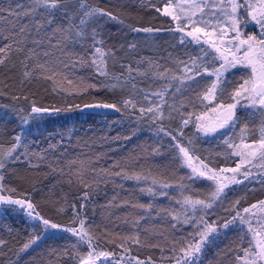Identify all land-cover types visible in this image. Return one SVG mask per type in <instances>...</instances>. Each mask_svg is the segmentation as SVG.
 Listing matches in <instances>:
<instances>
[{"label":"snow or ice","instance_id":"1","mask_svg":"<svg viewBox=\"0 0 264 264\" xmlns=\"http://www.w3.org/2000/svg\"><path fill=\"white\" fill-rule=\"evenodd\" d=\"M161 3L162 8L151 4L149 6L160 15L169 17L175 24V27L169 28L168 31L176 34L177 44L185 48L193 45L197 49L196 55H189L186 60L176 58L173 61L178 69L175 72L158 62L146 61L144 58L136 61V67L131 63L125 64L122 58L118 59L117 51L124 50L125 46L121 45L119 49L105 48L104 40L99 38V25L103 17L121 24L124 21L107 9L90 6L86 0H29L27 6L18 3L15 8L0 7V21L6 19L3 15L5 12L8 17H15L18 21H29L22 23L19 31L13 33V36L19 37L15 50L24 57L21 60L25 69L22 85L31 83L33 79L44 80L53 85V91L57 94L63 92L68 96H84L92 90L100 89L125 92L130 86L132 92L127 98L122 97L118 102L99 100L86 103L83 107L111 109L134 115L137 122L147 121L154 128L156 136L162 134L168 138L173 162L179 168L189 170L173 184L151 177L150 173L145 175L131 171L121 167L119 163H115L111 168L98 170L91 159H81L79 162L77 159L69 160L67 171L64 168L59 169L61 175L66 176L69 184L75 182L85 191L78 205L76 202L71 204L72 216L66 225L42 215L30 196L21 194L22 198H14L12 194L17 193V189L3 182L5 177L0 171V206H18L31 220L38 222L32 226L34 231L28 241L19 248V253L28 250L44 233L53 229L71 233L76 237L77 243L72 245L74 250L78 249L79 245L87 244L86 255L74 252L70 257L78 261V264H156L151 257L145 260L131 255V249L125 247L129 243L143 246L140 240L141 221L155 219L153 212L157 206L151 201L147 204L132 205L143 209V213L131 222L133 234L124 237L123 241L116 245L123 250L122 254L118 256L115 251L98 249L97 244L93 243L94 234L84 215L87 203L96 191L93 185L98 186L101 182L120 177L122 180L135 181L137 185L143 182L144 186L140 187V192L153 199L159 196L172 200L169 190L180 193L181 198L175 200L179 210L161 209L156 212V217L170 218L173 233L184 226L191 231H187L186 235L179 239L170 241V246L162 247L153 243L147 245L160 249L165 264H202L208 247L219 238L221 230L233 226L239 229L241 243L238 248L243 252L242 256L236 255V264H264V199L242 209L240 200H236L231 209L225 210L231 218L224 219L222 223L209 218L216 205L224 201L227 190L232 186L253 180L264 184V0H161ZM250 23L258 27V33L245 32V27ZM12 27L15 28L16 25L13 24ZM128 27L134 33L150 34L159 31L152 27ZM29 38L32 47L28 46ZM88 39L91 40V52L88 57L72 51L75 45L83 46L82 42ZM45 44L47 48L44 47ZM12 48V44L0 47V65L6 63L7 54ZM136 48V43L127 44L128 52H134ZM50 49H58L60 56L53 58L54 54ZM169 57L171 58V54ZM109 61L113 66L119 64L121 71H110ZM145 63L147 69L142 70L139 65ZM78 67L92 69L96 79L91 82L85 78L74 81L67 73L75 72ZM237 69L242 70L244 74L240 76L232 91L227 93L228 99L225 101L223 97L229 83L227 74ZM137 77L162 81L163 86L151 92L139 89ZM205 77L209 78L210 83H205L202 90L195 93V88L200 83L198 78ZM100 78H103L102 83L99 82ZM170 89L173 90V98L177 94L184 95L192 91L196 102L191 103V106L201 110L188 112L187 104L183 100L179 106L175 103L169 104L166 97ZM0 95H4L3 90H0ZM151 97H157L159 102ZM11 99L27 101L28 96L21 89L19 95H12ZM75 107L79 108L80 105ZM165 107L169 109L167 116ZM29 108L30 111L19 108L16 112L21 125H28L30 121L44 115H55L66 110L41 106L35 101V96L29 103ZM239 109L246 110L249 118H259V127L255 128L250 123L241 126ZM173 112L179 114V122L174 128L166 127L165 120L176 119ZM189 127L194 129L191 135L185 132ZM237 128L239 133L236 132ZM218 136L222 137L221 143L225 146L222 155L226 166L196 154L197 143L202 138ZM13 140L10 147L0 145V170L5 169L8 162L19 161L21 157L30 160L35 156L43 162L47 151L57 147L55 144H49V148L41 152H30L23 135L17 134ZM21 148L23 152H19ZM153 153L161 154L159 148L153 149ZM230 164L234 166H227ZM30 167L38 168L39 164H30ZM117 168L119 170H116ZM254 169L258 172H254ZM197 181L209 182L210 191L207 196L194 197L185 194L191 192L192 185ZM58 212L64 213L65 208L60 207ZM245 242L247 247L243 246ZM5 245L6 241L0 239V248ZM0 255H3V252H0Z\"/></svg>","mask_w":264,"mask_h":264},{"label":"trees","instance_id":"2","mask_svg":"<svg viewBox=\"0 0 264 264\" xmlns=\"http://www.w3.org/2000/svg\"><path fill=\"white\" fill-rule=\"evenodd\" d=\"M86 2L90 6L107 9L124 21L121 24L107 17L101 18L99 38L104 40L105 48L119 49L121 45H124V50L117 51L116 55L118 59L122 58L125 64L131 63L133 67H136V61L144 58L146 61L158 62L175 72L178 71L173 62L176 58L186 60L189 55L197 54V49L193 45L186 48L179 46L176 34L168 31L173 26L171 21L149 6L151 4L160 7L163 5L161 0H118L117 2L86 0ZM18 3L27 6L29 0H0V7L15 8ZM3 15L6 19L0 21V47L12 44L13 48L7 54L6 63L0 65V90L4 92V95H0V145L5 148L10 147L17 134L25 137L30 152H41L48 149L49 144L57 145L55 149L47 151L43 162H40L35 156H32L30 160L21 157L19 161L8 162L5 169L0 170L5 177L3 182L7 186L17 189V193L12 194L14 198H22V195L30 196L33 202L38 205V211L42 215L61 225H66L72 216L71 204L76 202L78 205L81 202L82 193L85 191L75 182L69 184L66 176L61 175L59 169L64 168L67 171L69 160L77 159L79 162L81 159H91L98 170L111 168L115 163H119L121 167H126L131 171L141 172L145 175L150 173L151 177L164 179L173 184L189 172L188 169L179 168L173 162L168 138L162 134L156 136L154 128L147 121L137 122L134 115L130 116L123 112L108 115L79 111L81 105L86 103H94L99 100L118 102L122 97L127 98L132 92L130 86L125 92L100 89L92 90L84 96H68L63 92L57 94L53 91V85L44 80L33 79L31 83L22 85L25 69L21 60L24 57L23 54L15 50L16 40L19 37L13 36V33L19 31L22 23L29 21L21 22L15 17H8L7 12ZM13 24L16 25L15 28L12 27ZM128 25L152 27L159 31L150 34L134 33ZM158 34L166 36L169 40L162 39V44L157 43ZM3 37H8V39ZM30 40L31 38H29L28 46L32 47ZM128 43L137 44L134 52L127 51ZM82 44L83 46L75 45L72 51L77 55L88 57L91 52L89 48L91 40H85ZM44 47L47 48V44ZM50 51L54 54L53 58L60 56L58 49H50ZM169 54H171V58ZM139 66L142 70L147 69L146 63ZM109 70L117 73L121 71L119 64L113 66L111 61H109ZM67 74L74 81L85 78L91 82L96 79L95 73L88 67H78L75 72ZM243 74V71L239 69L227 74L229 83L226 85V93L223 97L225 101L228 99L227 93L232 91ZM198 79L200 83L195 88V93H199L205 83H210L207 77ZM99 82L102 83L103 78H100ZM136 83L139 89L149 92L157 91L163 86L162 81H152L150 77H137ZM21 89L28 96V100L13 101L11 96L19 95ZM172 91L170 89L169 95L166 97L169 104L175 103L179 106L183 100L187 104L188 112L201 110L193 109L191 106V103L196 102L195 94L192 91L186 92L184 95L177 94L175 98L171 95ZM33 96L41 106H54L66 110L55 115H44L30 121L28 125H21L16 112L19 108L30 111L29 103ZM151 99L154 100V97ZM77 104L80 105L79 108L75 107ZM164 112L167 116L169 109L165 107ZM238 115L241 126L244 123H250L255 128L259 127V118H249L246 110L239 109ZM173 116L176 117L175 120L164 121L166 127L177 126L179 114L173 112ZM193 131L194 129L191 127L185 129L187 135H191ZM236 132L239 133V128L236 129ZM126 137L128 139H125ZM221 139L220 136L202 138L197 143L196 154L208 157L221 166H226L222 155L225 146L221 143ZM155 148H159L160 155L153 153ZM19 152H23V148ZM217 153H221V155H217ZM97 157L99 159H96ZM30 164H39V167L33 168L30 167ZM227 166H234V164ZM208 184L207 181H197L192 185L191 192L185 194H191L194 197L207 196L210 191ZM143 186V182L137 185L135 181L122 180L120 177H114L108 182H101L98 186L93 185L96 191L87 203L84 215L94 234L93 243L97 244L98 249L112 250L119 256L123 250L116 245L122 242L124 237L133 234L134 229L131 227V222L143 213V209L132 207V205L153 202L157 206L153 212L155 219L141 221L140 225V240L143 246L129 243L125 247L131 249L133 256L145 260L151 257L156 264H165L160 249L147 245L149 243L162 247L169 245L170 241L179 239L191 229L184 226L183 229L173 233L169 223L170 218L156 217V212L161 209L179 210V206L175 203L176 199L181 198L178 191L169 190L173 197L172 200L159 196L153 199L140 192L139 189ZM114 197L115 199H113ZM261 199H264V184L253 180L246 181L241 185H234L230 190H227L226 198L221 204L216 205L209 218L222 223L224 219L231 218L229 212L225 210L231 209L236 200H240L242 209ZM125 201L128 203L125 204ZM60 207L65 208L64 213L58 212ZM34 224H38V222L35 221L32 226ZM33 231L34 229L29 227L23 211L15 206H0V239L6 241V245L0 248V252H3V255H0V264H77L78 261L70 258L74 252L86 255L88 251L87 244L79 245L78 249L74 250L72 245L77 243V238L73 237L71 233L60 230L56 234H43L35 245L25 252L19 253V248L28 241ZM239 236L238 227L222 229L219 238L208 247L202 264H236V255H243V252L238 248L241 243ZM243 246L247 247V243L245 242ZM66 252L67 255H65Z\"/></svg>","mask_w":264,"mask_h":264},{"label":"rangeland","instance_id":"3","mask_svg":"<svg viewBox=\"0 0 264 264\" xmlns=\"http://www.w3.org/2000/svg\"><path fill=\"white\" fill-rule=\"evenodd\" d=\"M112 1L117 2L118 0H112ZM160 7L162 8L163 5H161ZM167 18L171 21V19H170L169 17H167ZM171 23L173 24L172 28H174V27H175V24H174L172 21H171ZM250 25H251V23L248 24L247 26H250ZM257 28H258V27H257ZM168 37H169V36H168ZM162 39H164V40H166V41L169 40V38H167L166 36H163V35H161V34H158V35H157V38H156L157 43L162 44ZM154 101L159 102V99L154 97ZM145 103H147V102H145ZM207 138H209V137H207ZM253 171H254V172H258L257 169H254ZM5 194L7 195L8 193H5ZM15 207H16L17 209H19L18 206H15ZM24 214H25V213H24ZM25 217H26V220L28 221V225H29V227L31 228V227H32V224H33L35 221L31 220L26 214H25ZM56 232L58 233V232H60V230L49 229L46 233H47V234H56ZM46 233H44V234H46Z\"/></svg>","mask_w":264,"mask_h":264},{"label":"water","instance_id":"4","mask_svg":"<svg viewBox=\"0 0 264 264\" xmlns=\"http://www.w3.org/2000/svg\"><path fill=\"white\" fill-rule=\"evenodd\" d=\"M79 111L80 112H89V113L94 112L95 114H103L104 113V114H108V115H112L113 113L114 114L116 113L114 110H111V109H86L82 105L79 108Z\"/></svg>","mask_w":264,"mask_h":264},{"label":"flooded vegetation","instance_id":"5","mask_svg":"<svg viewBox=\"0 0 264 264\" xmlns=\"http://www.w3.org/2000/svg\"><path fill=\"white\" fill-rule=\"evenodd\" d=\"M245 32L246 33H258L259 29L255 25L251 24L250 26L245 27Z\"/></svg>","mask_w":264,"mask_h":264}]
</instances>
